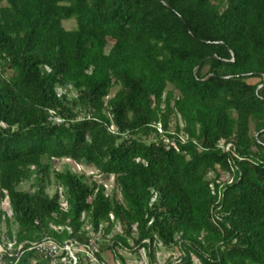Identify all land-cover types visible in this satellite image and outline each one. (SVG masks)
<instances>
[{
    "label": "trees",
    "instance_id": "trees-1",
    "mask_svg": "<svg viewBox=\"0 0 264 264\" xmlns=\"http://www.w3.org/2000/svg\"><path fill=\"white\" fill-rule=\"evenodd\" d=\"M5 199L18 243L264 264V0H0Z\"/></svg>",
    "mask_w": 264,
    "mask_h": 264
},
{
    "label": "built area",
    "instance_id": "built-area-1",
    "mask_svg": "<svg viewBox=\"0 0 264 264\" xmlns=\"http://www.w3.org/2000/svg\"><path fill=\"white\" fill-rule=\"evenodd\" d=\"M100 238L99 234L97 239ZM161 246L159 244V247ZM142 250L146 253L144 249ZM27 253H34L38 258L45 260L47 264H122L111 253L113 263H110L100 252L95 238L90 239L87 244L74 240L59 243L53 239L18 243L15 238L4 234L0 236V264H21L23 256ZM98 254L104 262L99 259ZM180 256L179 254L172 264H180ZM30 263L37 264V260L32 258Z\"/></svg>",
    "mask_w": 264,
    "mask_h": 264
},
{
    "label": "rangeland",
    "instance_id": "rangeland-1",
    "mask_svg": "<svg viewBox=\"0 0 264 264\" xmlns=\"http://www.w3.org/2000/svg\"><path fill=\"white\" fill-rule=\"evenodd\" d=\"M63 26L67 30L75 29L76 28V21L75 20L64 21ZM115 92H116V89H114L112 91L110 97H113ZM172 130H174V123L172 125ZM66 166H69V168L72 171L77 172V173H84L86 175H97V171L94 168L87 167V166H84V165H77V164H75L74 162H72L70 160H63L61 162H55V164H54V168L56 170H58V171H62L63 169L66 168ZM96 180L99 183H104L108 194H110L112 192V190L114 189V187H115L114 178L113 177L107 179V178H102V177H98L97 176ZM222 180L223 181H227V180H230V179L228 178L227 175H225V176L222 177ZM30 185H31L30 182L24 183V184H22L19 187V189L23 190V191H28V190H30ZM56 189H57L56 187H52L50 189V194L53 195L54 192L56 191ZM0 207L2 209L6 210L9 215H11L10 207H9V204H8L6 199L3 202H0ZM1 227H2V229H4L5 225L2 224ZM13 229H16V226ZM119 232H120V228L117 226L114 229V233L113 234H117ZM1 235L2 234H0V236ZM100 244L105 246V244H108V242H107V240H106V242H105V240H104V242L101 240ZM108 252L109 251L105 250V251H102V254L104 256V254L107 253L109 256L108 257L104 256V257L108 258L107 260L110 263H113L112 262L113 261L112 255L110 256V254ZM119 254L122 255V257L124 259H126L127 264H167V263H171V262L173 263V261H175V258L180 253L178 252V249H175L173 251L157 250L156 253H155V261H153V263H152L151 259L146 255V253H144L143 250H141L139 253H134V252H130V251H127V250L126 251H119ZM195 264H198L196 259H195Z\"/></svg>",
    "mask_w": 264,
    "mask_h": 264
},
{
    "label": "crops",
    "instance_id": "crops-1",
    "mask_svg": "<svg viewBox=\"0 0 264 264\" xmlns=\"http://www.w3.org/2000/svg\"><path fill=\"white\" fill-rule=\"evenodd\" d=\"M109 254H110V252H108ZM104 256L105 257H108L109 255L106 253V254H104ZM110 256H111V254H110ZM108 259V258H107Z\"/></svg>",
    "mask_w": 264,
    "mask_h": 264
}]
</instances>
